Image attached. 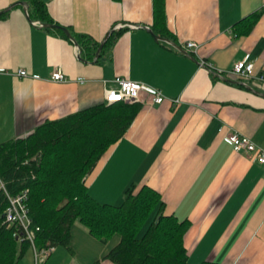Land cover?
I'll list each match as a JSON object with an SVG mask.
<instances>
[{"label":"crops","instance_id":"1","mask_svg":"<svg viewBox=\"0 0 264 264\" xmlns=\"http://www.w3.org/2000/svg\"><path fill=\"white\" fill-rule=\"evenodd\" d=\"M44 1L56 23L95 40L115 22L128 28L95 62L78 55L72 38L34 24L22 5L0 15V142L100 104L117 75L156 86L166 100L152 104L143 94L126 134L86 176L90 193L118 205L132 183H149L166 214L189 218L184 239L193 263L264 264V163L224 137L238 131L264 146V79L215 70L231 69L248 53L256 71L264 69V0H166L168 26L188 52L148 31L153 0ZM12 2L0 0V10ZM257 10L254 26L238 33L236 24ZM190 41L196 50L187 49ZM59 66L68 80L50 79ZM71 228L72 249L56 245L40 264H116L104 256L120 234L104 243L80 221ZM17 264H36L34 248Z\"/></svg>","mask_w":264,"mask_h":264},{"label":"trees","instance_id":"2","mask_svg":"<svg viewBox=\"0 0 264 264\" xmlns=\"http://www.w3.org/2000/svg\"><path fill=\"white\" fill-rule=\"evenodd\" d=\"M27 2L32 20L56 23L46 1ZM166 11V0H153L151 26L156 34L177 42L168 26ZM261 13L262 10H257L238 22V33L248 32ZM45 27L69 38L60 27ZM127 28L114 27L101 57L106 46H111ZM70 31L79 42L82 58L93 60L101 41L88 33ZM143 105L136 101L109 105L103 101L58 119L48 118L32 133L0 142V264H17L34 245L40 249L61 244L72 249L71 227L79 221L104 243L120 234L119 242L104 256L116 264H195L189 259L184 239L190 220H180L174 213L166 214L158 189L149 183L140 188L132 183L123 201L114 205L97 200L86 183V176L109 146L126 134ZM4 189L10 195L28 190L25 203L33 241L21 224H9L6 220L10 201ZM200 264L218 262L203 260Z\"/></svg>","mask_w":264,"mask_h":264},{"label":"built area","instance_id":"3","mask_svg":"<svg viewBox=\"0 0 264 264\" xmlns=\"http://www.w3.org/2000/svg\"><path fill=\"white\" fill-rule=\"evenodd\" d=\"M33 23L43 26V24L40 22L39 19H33ZM127 25V23H120L118 22L116 26L114 27H124ZM131 26L137 27V25H134L133 23L130 24ZM198 43L195 41H190L186 43L187 49L195 48L197 49ZM255 61H253L250 58V54H246L243 59H238L234 62L231 69H223L218 68L215 69L217 72H220L221 74H225L228 77L232 76H239L241 78L245 77H260L264 79V69L260 72L256 71L255 67ZM202 63L207 66L212 67L211 63L208 61H202ZM62 67L59 66L58 68H53L50 74V79L55 81H66L68 80V76L65 74ZM0 70H3L2 67H0ZM19 75H30L29 71L26 70V68H20L18 70ZM80 81H85V79L80 76ZM116 83V86H113V88L107 87L105 89V99L107 104L112 105L115 102H140L143 99V94L147 93L149 94V101L150 103H163L166 100V96L161 92L162 90L156 86H151L149 83L143 82V81H136L134 79H130L128 77H122V75H117L113 79ZM119 97V99H112V97ZM178 101V100H177ZM225 139L230 142V144L233 146L234 150L243 151L244 153L252 154L251 156L253 158H257L258 161L261 163H264V146H259L257 143L249 136L243 135V133L234 131L229 132L225 136ZM3 186V184L1 185ZM5 190V189H4ZM6 191V190H5ZM7 192V191H6ZM7 196L9 198V205L6 208V220L9 224H12L14 222L21 224L23 227V230L27 232V236L33 241L34 233L31 231L30 223L31 218L29 216L28 206L27 203H25L27 196H28V190L24 189L22 193H18L16 195H10L7 192ZM54 247V246H53ZM53 247L45 246L40 249H38L34 245L35 250V256H36V264H40V261L47 256V254H50V252L53 250Z\"/></svg>","mask_w":264,"mask_h":264},{"label":"water","instance_id":"4","mask_svg":"<svg viewBox=\"0 0 264 264\" xmlns=\"http://www.w3.org/2000/svg\"><path fill=\"white\" fill-rule=\"evenodd\" d=\"M28 2L26 1V0H17V2H15V3H11V4H8V6H6L3 10H0V15H2L4 12H6V11H9V10H11L13 7H16L17 5H22L23 6V8L26 10V12H27V17L31 20V18H30V14H29V4H27ZM44 26H49V27H53V28H58V27H60L61 29H63L64 30V32L67 34V36L71 39H73L74 41L73 42H75L78 46H79V42H78V40L76 39V37L74 36V34L72 33V31H70V29H68V27L66 26V25H63V24H60V23H54V22H45L44 24H43V27ZM146 28L148 29V31L151 33H153L154 34V36L156 37V38H159V39H161V40H166V41H168L169 43H171V44H173L174 45V47H176V48H179L180 50H183V51H185V52H188L187 50H186V48L184 47V46H182V45H180V44H177L176 42H174V40L173 39H170V38H168V37H161L160 35H158V34H156L155 32H154V30H153V28L150 26V27H147L146 26ZM114 31V27H112L111 29H110V31L104 36V38L102 39V40H100L101 42H100V45H99V47H98V49H97V53H96V56L94 57V59L92 60V61H97L98 59H99V57H100V53H101V50H102V48L105 46V44L107 43V41L106 40H108L109 38H110V36H111V33ZM81 50V49H80ZM81 54V53H80ZM80 54H78L81 58H82V55H80ZM82 59H84V58H82ZM230 80V79H229ZM255 91H257V92H261L262 93V91H258V90H255ZM264 94V93H263Z\"/></svg>","mask_w":264,"mask_h":264},{"label":"rangeland","instance_id":"5","mask_svg":"<svg viewBox=\"0 0 264 264\" xmlns=\"http://www.w3.org/2000/svg\"><path fill=\"white\" fill-rule=\"evenodd\" d=\"M149 222H150V220H148V221L145 223L144 227L142 228V230H141V232H140V236L145 232V230H146V228H147ZM118 235H119V234H118Z\"/></svg>","mask_w":264,"mask_h":264},{"label":"snow or ice","instance_id":"6","mask_svg":"<svg viewBox=\"0 0 264 264\" xmlns=\"http://www.w3.org/2000/svg\"><path fill=\"white\" fill-rule=\"evenodd\" d=\"M112 99H119V97H115V96H114V97H112Z\"/></svg>","mask_w":264,"mask_h":264}]
</instances>
